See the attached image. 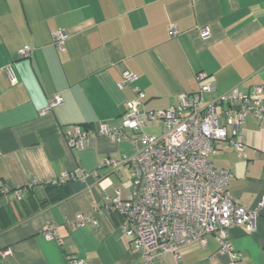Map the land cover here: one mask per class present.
I'll return each instance as SVG.
<instances>
[{
	"label": "crops",
	"instance_id": "0c3cea01",
	"mask_svg": "<svg viewBox=\"0 0 264 264\" xmlns=\"http://www.w3.org/2000/svg\"><path fill=\"white\" fill-rule=\"evenodd\" d=\"M203 26L207 39L197 30ZM55 31L65 35L62 50L53 44ZM124 71L135 80L120 87ZM205 83L217 95L264 84V0H0V252L9 251L0 264H68L70 255L81 264H142L120 231V216L102 209L103 196L131 175L125 160L139 148L131 142L135 133L112 142L99 125H120L132 88L143 93L148 111ZM55 95L61 102L40 113ZM153 124L161 126L153 121L142 133ZM76 126L88 131L81 147L67 138ZM230 135L216 144L212 162L229 172L232 200L254 209L264 194V124L249 116L241 125L245 156ZM106 158L114 163L103 165ZM72 171L86 177L70 180L64 199L46 203L45 183ZM80 215L89 220L74 227ZM50 224L55 233L48 238ZM229 242L231 251L220 253L209 235L205 244L180 248V260L264 264V206L254 230L234 226ZM152 264L175 261L166 253Z\"/></svg>",
	"mask_w": 264,
	"mask_h": 264
},
{
	"label": "built area",
	"instance_id": "2783aa9c",
	"mask_svg": "<svg viewBox=\"0 0 264 264\" xmlns=\"http://www.w3.org/2000/svg\"><path fill=\"white\" fill-rule=\"evenodd\" d=\"M197 30L202 39L210 35L206 26ZM170 32L177 33L174 26H170ZM52 37L57 50H62L63 32L55 31ZM28 50L24 48L22 55H28ZM202 77L203 74L197 76ZM10 78L15 81L12 74ZM134 80L131 72L124 71L119 86ZM215 91L213 83H205L194 93L178 95L176 104L147 111L143 109V93L132 88L134 97L127 102L120 125L116 128L99 125V133L112 142L126 138V130L135 133L131 142L139 148L125 160L131 175L113 195L103 196L102 209L106 215L120 216V231L142 254V264L161 260L166 253L172 254L175 264H183L179 249L192 242L205 244L209 235L217 241L220 253L229 252L232 227L244 226L250 232L255 228L259 208L264 206V194L254 209L234 202L227 191L229 172L216 168L212 157L217 152L216 144L226 141L229 134L233 138L232 147L239 156H245L241 125L249 116L264 124V84L253 86L245 94L235 87L219 95ZM60 102V96L55 95L40 113ZM156 120L161 122V134H143L142 128ZM87 132L76 126L67 133L69 144L81 147ZM112 163L113 159L103 160V165ZM85 177L82 171L62 172L52 183ZM122 189L127 191L125 195ZM17 194L19 197L20 191ZM87 220L88 217L80 215L72 225L82 227ZM54 233L50 224L45 236L51 238ZM8 253L5 250L0 255ZM67 260L68 264H81L72 255ZM214 260L210 258L211 263L217 264Z\"/></svg>",
	"mask_w": 264,
	"mask_h": 264
},
{
	"label": "trees",
	"instance_id": "16d2710c",
	"mask_svg": "<svg viewBox=\"0 0 264 264\" xmlns=\"http://www.w3.org/2000/svg\"><path fill=\"white\" fill-rule=\"evenodd\" d=\"M69 181L52 183V180H50L46 182L45 185H47L48 189H50L51 191V193L49 194L50 198L49 200L46 201V203L60 201L64 199L65 197H67L69 194V191L67 189V184ZM33 185H37V183L28 184L27 189H31ZM113 214L115 213H112L111 215Z\"/></svg>",
	"mask_w": 264,
	"mask_h": 264
},
{
	"label": "rangeland",
	"instance_id": "374dc122",
	"mask_svg": "<svg viewBox=\"0 0 264 264\" xmlns=\"http://www.w3.org/2000/svg\"><path fill=\"white\" fill-rule=\"evenodd\" d=\"M146 134H152L159 136L161 134L160 128L157 124L149 125V127H146L144 130Z\"/></svg>",
	"mask_w": 264,
	"mask_h": 264
}]
</instances>
